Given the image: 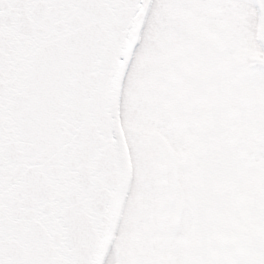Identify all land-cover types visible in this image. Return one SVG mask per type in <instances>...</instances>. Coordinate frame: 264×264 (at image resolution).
Wrapping results in <instances>:
<instances>
[{
  "label": "snow or ice",
  "instance_id": "obj_1",
  "mask_svg": "<svg viewBox=\"0 0 264 264\" xmlns=\"http://www.w3.org/2000/svg\"><path fill=\"white\" fill-rule=\"evenodd\" d=\"M0 264H264V0H0Z\"/></svg>",
  "mask_w": 264,
  "mask_h": 264
}]
</instances>
